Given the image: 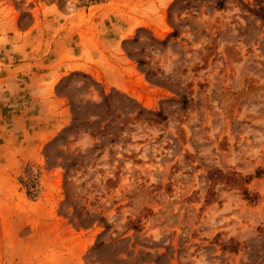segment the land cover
<instances>
[{"label": "rangeland", "instance_id": "obj_1", "mask_svg": "<svg viewBox=\"0 0 264 264\" xmlns=\"http://www.w3.org/2000/svg\"><path fill=\"white\" fill-rule=\"evenodd\" d=\"M116 6L130 13L89 24ZM56 12L110 52H81L92 34H68L84 69L56 83L57 117H30L23 135L0 117V190L55 205L91 236L87 263L264 264V221L249 210L264 178V0H0V44L16 38L5 19L27 29L39 14L48 32ZM131 13L153 22L125 30Z\"/></svg>", "mask_w": 264, "mask_h": 264}, {"label": "crops", "instance_id": "obj_2", "mask_svg": "<svg viewBox=\"0 0 264 264\" xmlns=\"http://www.w3.org/2000/svg\"><path fill=\"white\" fill-rule=\"evenodd\" d=\"M132 6L133 4L128 3V7ZM128 7H102L95 17L87 20L89 24H93L96 18L103 19L106 11L121 15L128 14L130 13L126 10ZM57 8L62 12L59 7ZM162 8V6L159 8V17L162 16ZM73 14L57 13L54 27L48 32L42 28L45 17L39 14L36 15L35 22L27 29L19 30L17 24L14 26L16 23L14 16L8 20L5 19L6 24L10 25V30L14 31L12 36L16 35L10 49L0 44V70L7 75L3 77V81H0V117L4 119L12 117L18 122L16 127L8 124L9 133L26 134V128L19 123L27 119L29 121L30 117L55 118L60 112L63 98L55 93L56 83L70 70L84 69L83 66L77 67L76 64L80 61L72 59L73 52L77 53V50L73 49V41L67 39L68 34L78 33L80 36L92 34V39L83 41L84 50L81 49V52L86 51L90 54L110 52L106 41L101 39V33L90 27L89 30L85 27L80 28L78 26L80 23ZM63 16L65 21L61 22L62 19L59 18ZM130 16L125 30H130L134 26H150L153 22L152 17H138L133 13ZM16 26L20 34L14 30ZM72 27H75V30H72ZM4 29L7 30L6 26ZM66 30L67 33H65ZM2 31L0 38L7 37L8 34ZM124 37L128 35H121L117 41L109 40L111 41L109 43L118 44ZM0 42H2L1 39ZM50 54L58 55V58L55 57L54 60L51 58L52 60L47 62L46 57ZM11 77L17 80L11 81ZM110 83L117 84L116 81H110ZM31 110H34L33 113H30ZM62 126L63 123L57 121L51 126L52 128L43 130L41 133L52 136ZM20 142L24 143L23 138ZM254 163L259 164V160L256 159ZM249 172L252 171L245 170L244 173ZM251 185L261 192L262 197L259 203L250 206L249 210L255 217L260 216L258 222H262L264 221V178L255 179ZM25 199L21 191L0 190V262L3 264H92L85 261L84 255L92 242L90 235L72 228L59 215L55 205L44 208L39 205V201L29 203ZM225 205L232 207L233 203L228 198Z\"/></svg>", "mask_w": 264, "mask_h": 264}]
</instances>
